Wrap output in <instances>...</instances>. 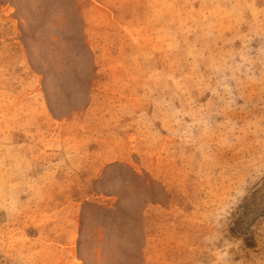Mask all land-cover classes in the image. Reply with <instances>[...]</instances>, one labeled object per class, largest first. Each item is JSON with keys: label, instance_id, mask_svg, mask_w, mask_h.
<instances>
[{"label": "rangeland", "instance_id": "obj_1", "mask_svg": "<svg viewBox=\"0 0 264 264\" xmlns=\"http://www.w3.org/2000/svg\"><path fill=\"white\" fill-rule=\"evenodd\" d=\"M0 264H264V0H0Z\"/></svg>", "mask_w": 264, "mask_h": 264}]
</instances>
